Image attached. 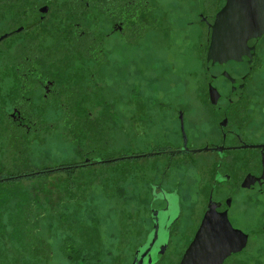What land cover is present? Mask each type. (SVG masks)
Here are the masks:
<instances>
[{
  "label": "flooded vegetation",
  "instance_id": "flooded-vegetation-1",
  "mask_svg": "<svg viewBox=\"0 0 264 264\" xmlns=\"http://www.w3.org/2000/svg\"><path fill=\"white\" fill-rule=\"evenodd\" d=\"M226 4L0 0V167L21 156L29 163L32 145L60 127L73 159L44 163L65 167L56 174L66 181L93 169L92 182L108 166L116 174L121 160L132 186L141 179L151 223L136 249L149 243L157 216L152 264H179L208 211L240 230V250L222 264H264V29L252 56L210 65L213 24ZM134 67L147 94L126 95L118 152L115 93L131 84Z\"/></svg>",
  "mask_w": 264,
  "mask_h": 264
},
{
  "label": "rangeland",
  "instance_id": "rangeland-1",
  "mask_svg": "<svg viewBox=\"0 0 264 264\" xmlns=\"http://www.w3.org/2000/svg\"><path fill=\"white\" fill-rule=\"evenodd\" d=\"M173 47L177 49L178 43H174ZM139 73L134 67L131 84L117 85V93L113 94L116 96L118 112L117 149L124 146V112L128 102L126 95L137 96L139 92L140 95L147 94V87H142L141 78L136 76ZM120 74L118 71L117 77H120ZM107 77L111 81L110 71ZM263 79L260 75L259 80L264 81ZM252 90L253 81L249 84L251 94ZM58 130L48 135L43 145L34 143L32 152L25 155L30 162L20 164L19 169L25 165L27 169L43 166L44 162H49L48 159L54 157L64 159L69 156L73 159L74 147L63 141ZM136 149L133 148L131 152ZM120 151L124 150L118 149V152ZM134 162L142 161L135 159ZM127 163V160L117 161L116 174L109 166L105 167L96 173L97 178L92 182L85 176L94 175L93 169L81 171L83 173L75 170L79 181L68 183L66 187V180L62 176L65 173L5 184L4 186L13 188L14 199L7 201L5 198L2 202L0 229L10 233L16 230V224L19 230L33 232L34 242L42 239L46 245L45 251L50 254L49 259L44 258L46 264H129L134 250L144 239L151 222L147 207L149 200L143 197L145 187L140 178L134 180L133 186L130 184L125 170ZM66 189L73 193L66 197L63 194V200H49V195L56 197L58 191ZM47 193L50 194L47 196ZM27 195L31 196L28 207L26 202L21 204V198ZM21 225L23 227H20Z\"/></svg>",
  "mask_w": 264,
  "mask_h": 264
},
{
  "label": "water",
  "instance_id": "water-1",
  "mask_svg": "<svg viewBox=\"0 0 264 264\" xmlns=\"http://www.w3.org/2000/svg\"><path fill=\"white\" fill-rule=\"evenodd\" d=\"M240 8L239 15L238 0H227V4L217 15L207 55L210 65L228 59L252 56L254 45L264 29V16L262 20L256 18L264 9V0L241 1ZM154 221L149 243L147 246L136 249L132 264H152L155 260L157 249L153 248L158 237L160 223L157 216ZM217 223L226 225L229 232L235 234L234 243L221 245L208 242V233L215 232ZM244 240L245 235L242 238V241ZM241 244L240 230L232 227L226 214L217 215L208 211L202 219L194 239L185 249L179 264H222L228 254L240 250ZM158 246H156L158 251L163 252V247Z\"/></svg>",
  "mask_w": 264,
  "mask_h": 264
},
{
  "label": "trees",
  "instance_id": "trees-1",
  "mask_svg": "<svg viewBox=\"0 0 264 264\" xmlns=\"http://www.w3.org/2000/svg\"><path fill=\"white\" fill-rule=\"evenodd\" d=\"M26 158L21 156L20 164H27ZM20 164L16 165L13 168L8 167H0V210H2V202L5 198L7 201L13 200L14 196L12 194L13 188L10 189V184L16 183L17 181H28L34 180L36 178L47 177L51 174H56V172H65L66 168H52L50 166H39L36 168L27 169V166H22L19 169ZM68 185V181L64 182ZM5 184H9L4 186ZM51 193V191H50ZM47 193V196L50 194ZM73 192L70 190H61L58 191L56 197H52L53 195H49V200H63V194L66 196H70ZM3 194L5 197H3ZM8 194H12L11 196ZM2 196V197H1ZM21 204H27V207L31 203V196L27 195L21 198ZM9 210V208L7 209ZM10 217L11 215H7ZM17 219L16 216L12 215ZM39 216V215H38ZM2 217V216H0ZM14 220V219H13ZM22 224V222H21ZM3 225V224H2ZM15 229L10 233L3 231L0 229V264H46L44 258H50L49 252H46L44 247L46 246L42 239H38L34 242L33 232L30 230H19L18 226L14 224ZM20 227H23L22 225Z\"/></svg>",
  "mask_w": 264,
  "mask_h": 264
},
{
  "label": "snow or ice",
  "instance_id": "snow-or-ice-1",
  "mask_svg": "<svg viewBox=\"0 0 264 264\" xmlns=\"http://www.w3.org/2000/svg\"><path fill=\"white\" fill-rule=\"evenodd\" d=\"M208 242L215 244L234 243L235 234L230 233L226 225L217 223L215 232L208 233Z\"/></svg>",
  "mask_w": 264,
  "mask_h": 264
}]
</instances>
